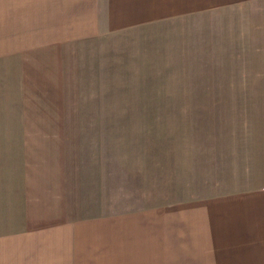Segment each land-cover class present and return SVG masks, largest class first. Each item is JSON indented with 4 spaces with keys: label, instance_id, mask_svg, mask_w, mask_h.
Returning a JSON list of instances; mask_svg holds the SVG:
<instances>
[{
    "label": "crops",
    "instance_id": "obj_1",
    "mask_svg": "<svg viewBox=\"0 0 264 264\" xmlns=\"http://www.w3.org/2000/svg\"><path fill=\"white\" fill-rule=\"evenodd\" d=\"M228 9L248 32L259 16L264 25V0H0V264H264V114L256 106L240 112L237 127H216L214 143L193 146L198 179L220 187L127 208L117 186L112 202V166L126 169L111 159L112 69L143 71L139 62L160 47L150 40L174 48L158 24ZM229 84L262 88L264 101V79ZM114 176L120 185L121 172Z\"/></svg>",
    "mask_w": 264,
    "mask_h": 264
},
{
    "label": "rangeland",
    "instance_id": "obj_2",
    "mask_svg": "<svg viewBox=\"0 0 264 264\" xmlns=\"http://www.w3.org/2000/svg\"><path fill=\"white\" fill-rule=\"evenodd\" d=\"M228 11V15L208 12L179 24H158V33L177 39L174 48L170 49L172 43L166 40H150L147 43L160 47L139 62L143 71L112 69L111 159L126 162V169L112 166V202L119 197L117 186L127 208L207 194L220 187L210 176L198 179L199 169L193 168V146L197 150L195 143L200 139L204 144L214 143L211 133L216 127H231L233 122L236 127L240 125V112L247 108L256 106L264 114L262 88L254 87L255 93H251L248 88L229 84L264 79L262 16L253 25L255 30L248 32L246 24L230 22L232 14ZM216 16H223V22L215 25ZM241 19L247 21V12ZM154 25L144 26V30L150 31ZM238 26L237 35L227 36L230 27ZM215 30L217 41L213 39ZM157 31L155 27L153 32ZM257 35L261 41H256ZM231 47L238 55L230 54L234 51ZM216 50L222 52L219 65ZM237 96L252 97L253 103L233 99ZM209 166L201 168L203 174L212 173ZM118 170L122 179L115 185Z\"/></svg>",
    "mask_w": 264,
    "mask_h": 264
}]
</instances>
